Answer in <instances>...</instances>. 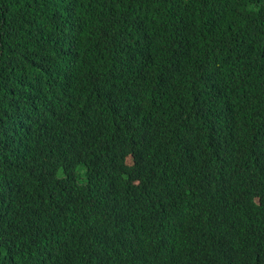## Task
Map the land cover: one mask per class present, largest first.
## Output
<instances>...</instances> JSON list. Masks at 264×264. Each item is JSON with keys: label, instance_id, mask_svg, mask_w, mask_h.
I'll return each mask as SVG.
<instances>
[{"label": "trees", "instance_id": "obj_1", "mask_svg": "<svg viewBox=\"0 0 264 264\" xmlns=\"http://www.w3.org/2000/svg\"><path fill=\"white\" fill-rule=\"evenodd\" d=\"M193 95L216 158L178 144ZM136 252L264 264V0H0V264Z\"/></svg>", "mask_w": 264, "mask_h": 264}, {"label": "clouds", "instance_id": "obj_2", "mask_svg": "<svg viewBox=\"0 0 264 264\" xmlns=\"http://www.w3.org/2000/svg\"><path fill=\"white\" fill-rule=\"evenodd\" d=\"M205 74L201 70L200 66L197 71L196 80ZM225 82H228L225 79ZM209 97L202 96L197 97L195 95L192 98H184L181 102L183 104V110L179 114H175V118L179 125L183 127L185 133V139L180 141L178 144L184 148H188L203 154H207L212 157H218L221 151L220 140L216 138L211 133L207 132L206 124L204 118L209 111L210 107L208 104ZM222 127L227 138V146H231L237 149L244 148L242 144L241 136L244 130L243 123L237 118H226L222 121ZM231 203V202H230ZM229 205V203H216L211 205V207H220ZM184 221H188L191 226L188 229L195 230L193 222L191 219L180 217ZM210 221V217H206ZM172 232L169 228L159 230L157 233L147 238L152 243L158 245H165L167 238L171 237ZM112 264H127V254L123 255L121 258H109ZM135 262L137 264H156L153 260L149 259L145 254L135 253Z\"/></svg>", "mask_w": 264, "mask_h": 264}]
</instances>
